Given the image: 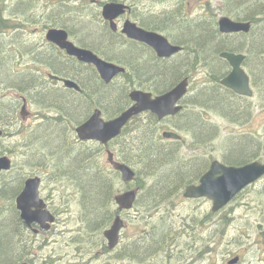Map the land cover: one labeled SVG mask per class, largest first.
<instances>
[{
	"label": "rangeland",
	"instance_id": "374dc122",
	"mask_svg": "<svg viewBox=\"0 0 264 264\" xmlns=\"http://www.w3.org/2000/svg\"><path fill=\"white\" fill-rule=\"evenodd\" d=\"M67 1L0 0V24L5 27V31L0 32V41L11 46L10 43L12 42L10 41L12 39H14L13 41L19 40L22 46V50L19 51L26 53L23 57L17 55L13 59L11 67L14 74L19 75L18 73L24 65L22 62L25 61L27 69L34 71V65L31 63L34 58L27 55L29 45L24 42L25 34L28 33L33 36L35 29L40 28V25L43 28L45 25L47 27L63 26L58 22V19L73 20V15L67 14L68 9L63 6ZM124 1L133 6L135 18L144 22V25L151 20V15L159 11L162 10L165 14L180 7L182 10L181 17H187L186 20L190 23H199L204 20L212 21L217 28V19L223 16L240 19L236 12H232L234 9L227 4L226 0H185L187 2L186 9L184 1L178 7V0L157 2L155 13L151 9L150 0ZM86 3L89 5L90 1L86 0ZM19 5H21L20 9L18 8ZM3 9L6 10L5 14ZM69 9L71 10V7ZM235 11L240 10L235 9ZM1 12L3 16H6L5 19H10L11 28L8 29L7 22L2 19ZM187 13L188 15H186ZM67 24L72 26L73 22ZM164 34L168 35L169 33L165 32ZM10 50L14 49L10 48ZM42 55L38 57V60L41 59ZM61 58L64 62L70 61L66 57ZM226 65L228 67V64L221 62L223 71L228 70ZM80 69L89 72L81 65ZM209 72V69L201 64L197 65L196 70L188 71L190 73L188 77L189 90L193 92L185 98L183 106L185 107V114L195 111L199 112L204 119H210V123L219 130V136L215 140L203 142L201 147H197L195 142H192L191 135L186 133L182 127V130L177 127L180 124L176 117H170L152 125L147 116L142 115L137 118L139 119L137 123L132 121L128 124L123 136L110 143L109 149L114 157L120 162L123 157L129 159L126 152L132 155L129 146L138 141L139 133L135 127L141 124L139 129L142 131L145 127L148 128V132H151L155 139L163 140L161 137L163 131L176 133L181 137L179 139L182 145L180 148L181 155L193 158L202 157L203 163L207 165L205 171L208 170L212 161L216 160L223 163V143L229 138L227 136H236L239 133H253L260 139L262 150L259 155L261 159L256 161L264 163V98L261 97L258 90L251 86L254 94L246 107L249 117L248 120L245 119L241 122L232 123L212 110L208 113L198 110L194 106L193 93L199 86L208 82ZM43 76L46 77L45 72H43ZM46 83L50 88H58L49 80ZM137 85L136 82L134 84H122L115 80L109 86L122 88L129 105L128 94ZM8 87V84L0 82V100L7 107L13 99L19 102L21 96L26 97L29 101L27 102L28 115L24 119L20 115L22 105L19 102L15 110V121L9 125H1L5 134L3 138H0V157H8L12 161V168L2 174L4 178L2 181L6 190L0 194V213L2 215L5 213V216L10 215V213L14 215L20 231V240L21 242L24 241L23 244L26 245L23 248V244L20 243L18 254L20 255L28 248L30 264L34 262L35 264H131V260L118 258V255H122L123 249L127 247H132L131 252L135 251L134 254L141 251L143 247L142 254L146 255L141 259L137 257L138 259L134 262H138V264H228L234 258H238V262L235 264H264V177L241 192L225 208L224 212L215 215L211 212L212 203L210 200L204 198L183 199L184 189L181 195H176L178 189L171 188L167 191L170 199L158 202L161 200L160 198L155 200L157 202L149 203L154 186L153 181L140 173L142 167L128 160L127 166L134 170L135 176L138 173V180L130 185H123L122 189L116 187L113 195L127 189H136L137 197L133 209L120 214L124 227L121 229L119 245L113 251H108L103 232L110 227L117 214L114 203L112 202L109 208L112 217L107 226L101 230L93 229L86 215L85 207H83L81 195L78 193V183L75 182L74 177L66 176L64 169L59 166L55 168L56 163L51 157L49 148L39 147L35 142L40 129L56 125L62 131L59 139L55 142V146H65L67 149H75L88 155L93 153L99 158L102 165L108 164L107 153L103 147L95 143H81L76 139L74 133V127L89 117L91 108L87 113H84L85 110L82 109L80 110L81 113L77 115H65L58 112L54 106H39L30 96L16 90L12 92L7 89ZM147 90L153 91V89ZM60 93L69 94L62 90ZM122 110H124V106L118 108L107 106L102 108V113L104 118L108 120L114 118ZM106 111H110V113L107 114ZM203 146L205 147L202 148ZM194 147L197 148L194 149ZM98 148H100L99 154L97 153ZM175 150L176 147H174ZM96 161L97 159L94 158L93 162L96 163ZM88 164L91 165L90 160ZM30 177L43 178L40 196L45 198L50 209L55 213L56 220L49 231H43L37 237L38 241H31L27 238L29 242H25L24 229L18 221L15 199L22 189L23 182ZM15 181L21 185V188L11 197H8L7 189ZM157 235H160L159 241L162 243L159 244L163 245L164 249L157 250L156 246L154 247L149 241L150 238ZM23 262L25 261L16 259L12 264Z\"/></svg>",
	"mask_w": 264,
	"mask_h": 264
},
{
	"label": "trees",
	"instance_id": "16d2710c",
	"mask_svg": "<svg viewBox=\"0 0 264 264\" xmlns=\"http://www.w3.org/2000/svg\"><path fill=\"white\" fill-rule=\"evenodd\" d=\"M226 1L234 9L232 12H236L240 18L237 20L251 22L252 26L249 33L224 35L218 31L212 21L204 20L199 23L182 22L175 11L158 16L157 19L151 17V20L146 25L149 27L155 26L159 30L169 33L173 40L184 46L185 53L170 62L169 66H163L147 59L144 63L138 65L143 71L132 74L129 77V81L140 83L147 79L150 80L151 77L158 79L160 87L156 86L155 91L163 93L169 90L181 76H183V79L184 77H189L190 73H182L190 64H201L206 66L210 72L208 74V82L199 86L193 93L195 108L207 113L212 110L232 123L248 120L249 116L247 115L246 107L249 99L238 96L219 84V81L229 71V65L228 67L226 65L228 70L223 71L221 62H226L219 58V54L227 51L246 55L243 67L250 78V84L264 98V0ZM20 7L21 5L18 6L19 9ZM235 9L240 11H235ZM239 13H242V15H239ZM66 22L76 23L72 20H66ZM81 23L83 25L89 24L86 21H81ZM4 30L5 27L0 24V32ZM13 40L10 41L12 43H10L9 49L12 48L14 50H10V52L6 50L9 46L8 43L0 41V82L8 84V90L12 92L16 90L30 96L39 106H54L58 112L65 115H77L81 113L80 110L82 109L85 110L84 113H87L91 104H98L102 108L124 106L125 109L128 106V101L122 88L99 83L94 74H83L77 71L72 62L60 65L62 61L58 62L59 58H52L50 53L42 55L40 59L42 64L52 70L62 71L63 73L61 74L65 76L72 75V77L78 78L80 75V81H78L82 87L81 94H62L57 88H50L45 82L43 75L42 82L36 79L34 72L31 70L18 73L19 75L14 74L11 64L18 53H22L19 51L22 50V46L19 40ZM75 72L77 73L74 74ZM162 85H167L169 89ZM192 92L189 90L188 95L192 94ZM18 105L19 102L13 99L7 107L0 100L1 125L4 124L8 117L10 124L15 121V110ZM184 110L185 107L183 106V110L175 116L180 124L177 127L180 130H182L181 127L187 130V133L192 135V142H195L197 147H201V143L211 142L219 136V130L210 123L209 118L204 119L199 112L195 111L185 114ZM106 113L109 114L110 111H106ZM146 116L152 125L157 124L158 121L153 115L146 114ZM137 118L132 121L137 123L139 120ZM141 126L140 124L135 127L139 133L138 141L129 146L132 155L126 152L130 160L123 157V163L129 164V162L133 161L139 167H142L140 173L153 181L152 184L154 186L149 203L157 202L155 200L160 198L161 200L158 202L170 199L167 191L171 188H177L178 192L176 195H181L186 185L196 183L199 180L207 165L203 163L202 157L193 158L181 155L180 148L182 145L180 141L155 139L151 132H148V128L145 127L141 131L139 129ZM126 128L121 136H123ZM61 131L62 129L56 127V125L46 126L40 129L35 142L39 147L49 148L51 157L56 163L55 168L59 166L64 169L66 176L74 177L75 182L78 183V193L81 195L83 207H85L91 227L101 230L111 220L112 214L109 208L113 202L112 197L115 188H123L120 184L119 175L107 164L102 165L99 162V158L93 153L88 155L75 149H67L65 146H55ZM227 137L229 138L223 143L224 154L222 160L224 164L241 166L261 159L259 152L262 150V145L255 134L239 133L236 136L230 135ZM174 147H176L175 151ZM197 147H194V149ZM99 151L100 148L97 149V153ZM94 158L97 159L96 163L93 162ZM89 160L91 165L88 164ZM2 180H4L3 175H0V194L6 190ZM137 180L138 173H136L135 177V181ZM18 185L19 183L15 181L11 187H8L6 193L8 197H11L13 193H16L21 188V185ZM23 233L25 242H29L25 230H23ZM159 239L160 235H157L149 240L154 247L156 246L157 250L164 249L163 245L159 244L162 243ZM20 243L23 244L24 241L21 242L20 240V231L16 225L14 215L10 213V215L5 216V213L4 215L0 213V264H12L16 259L30 262V255L27 252L28 248H26V251L21 252L20 255L18 254ZM25 246L23 244V248ZM131 250L132 247L124 248L122 258L130 261L134 258L138 259L137 257H140V259L144 258L146 255L142 254L143 247L136 254H134L135 251L131 252Z\"/></svg>",
	"mask_w": 264,
	"mask_h": 264
},
{
	"label": "water",
	"instance_id": "95a60500",
	"mask_svg": "<svg viewBox=\"0 0 264 264\" xmlns=\"http://www.w3.org/2000/svg\"><path fill=\"white\" fill-rule=\"evenodd\" d=\"M124 4H107L103 10V17L111 20L116 14L123 13ZM218 30L221 34L249 33L251 23L245 21H234L228 17H221L217 22ZM123 32L130 39H135L150 46L158 57H169L181 50L180 47L173 46L166 38L137 28L135 24L126 22ZM46 40L54 43L65 50L69 56L77 60L92 64L100 79L109 84L115 76L122 73L124 69L113 64L106 63L92 53L81 50L73 46L66 40V34L63 31L51 29L46 34ZM219 58L225 60L230 72L219 81V84L239 96L251 98L253 91L251 89L250 78L243 67L246 55L242 53L221 52ZM49 78H57L48 75ZM67 88L79 89L78 86L69 79L62 80ZM188 79L180 81L173 88L162 95L152 97L148 92L141 90H132L128 94L133 104L120 113L115 118L104 120L100 112L95 110L92 115L83 123L75 128V134L81 141H95L106 147L107 163L111 168L120 174L121 183L127 184L135 180V172L124 163L114 160L113 153L107 148L108 144L117 138L123 128L130 120L142 113H150L158 120L169 116H174L182 110L179 105L180 100L187 94ZM25 103L22 105L20 115L22 119L28 115ZM2 134L0 130V135ZM164 139L179 140L181 137L173 131H164L161 134ZM12 168V161L8 157H0V172H7ZM264 177V163L253 161L241 166H229L219 161H212L208 170L200 177L197 184H191L184 188V199H208L211 201V212L216 213L228 205L236 196L243 192L249 186L255 184ZM41 179L39 177H30L25 180L24 188L16 197V209L20 214V219L29 228L37 225L41 231L47 232L55 223V216L48 210L46 203L40 198L39 186ZM137 197V190L131 189L118 193L113 196L118 212L130 211ZM124 227L120 215H116L110 227L103 232L106 241V248L112 251L119 243L120 231ZM37 232V231H34ZM238 258H234L228 264H235ZM20 264H29L26 262Z\"/></svg>",
	"mask_w": 264,
	"mask_h": 264
},
{
	"label": "flooded vegetation",
	"instance_id": "af4514ba",
	"mask_svg": "<svg viewBox=\"0 0 264 264\" xmlns=\"http://www.w3.org/2000/svg\"><path fill=\"white\" fill-rule=\"evenodd\" d=\"M89 1H90L89 5L86 3V0H68L64 4V6L68 7L67 8L68 9L67 14L73 15L72 21H74V22L77 21L76 23L72 24V26L67 24L66 20L58 19V22L63 24V26H61V27H47V25H45L44 26L45 28H43V26L40 25V28L35 29V33L33 36L28 34V33L24 35V42L29 45V53L27 55L34 58L31 63H33V65H34V67H33L34 71L33 72H34V76L36 79H38L42 82L43 81L42 75H43V72H45V74H46L45 82L47 80H49L50 82L53 81L54 84L58 87L57 88L58 90L65 91L69 94L74 93L77 95L81 94V91H82L81 84L79 83V81H80L79 76L80 75L78 76V78L75 77V79H76L75 80L74 77H72V76H65L64 74H61V73H63L62 71L52 70L50 67L43 66L42 62L40 60H38V57L41 56L43 54V52H45V54L50 53L53 57L59 58L57 61L58 62L62 61V62H60V65H65V63H66V62H64V60L61 57H66V58L70 59V61H67V62L74 63L75 67L77 68V71L82 72L83 74H91V73L94 74L96 80L99 83H102L106 86L112 84L115 80L122 83V84H134V82L129 81V77L136 72L143 71V69L140 68L138 65L141 63H144L147 59H150L151 62H156V63L161 64L163 66H169L170 62L176 60L177 58H179V56H182L185 53L184 46L180 45V43L173 40L171 38V36H169V34L165 35L164 33L166 31L159 30L155 27H149V26L147 27L146 25H142V22H139V19L135 18L136 16L134 13L133 6L129 5L124 0H89ZM150 1H151V9L155 13L156 12V6H157L156 3L157 2L163 3V2H166L168 0H150ZM182 1L185 2L184 5H185V9H186L187 8V2L185 0H178L177 6L181 5ZM107 4H116V5L117 4H124L127 6V8L124 10L123 13L116 14L111 20H107L103 17V10ZM70 7H71V10L69 9ZM3 10H4V14H5L6 10L5 9H3ZM90 11H91V13H90ZM175 12L178 14V16L180 17V20L182 22L187 21L186 20L187 17H185V18L181 17V12H182L181 9H179V10L177 9V10H175ZM189 12H191V11H189ZM188 13L186 15H188ZM162 15H163V11L161 10V11L157 12L156 14L151 15L150 19H151V17H155V19H157L158 16H162ZM2 16H3V13H2ZM5 17L6 16H3L2 19L5 22H7V26L9 29L10 28V25H9L10 19H5ZM82 18H84V19H82ZM218 20L219 19H217V22H218ZM232 20L239 21L237 19H232ZM80 21H86L89 24L83 25ZM241 21H243V20H241ZM126 22H130L132 24H135V26L137 28H140L144 31L153 32L155 34H158V35L166 38L168 43H170L173 46L180 47L181 50L178 51L177 53L169 56V57H162V58L158 57L157 54L155 53V51L150 46H148L146 43L135 40V39H130L127 36V34H125L123 32V29H124L123 26ZM217 28H218V26H217ZM51 29L63 31L66 34V40L68 42H70L73 46H75L76 48L88 51V52L92 53L94 56H96L98 59H100L106 63L113 64L115 66H118V67L124 69V71L122 72L123 75L119 73L117 76H115V78L109 84L104 83L100 79V77L98 76V72L92 64L83 63V62L77 60V58L69 56L65 50L61 49L56 44L48 42L46 40V34ZM224 35H228V34H224ZM9 47H10V45L8 46V48ZM6 50L8 52H10V49H6ZM180 52H182V53H180ZM18 55L20 57H23L24 55H26V53L22 52V53H18ZM25 62H22V64H24V65H23V68L21 69V71H19L20 73H22L26 70H29V69H27V67H26L27 64ZM80 65L85 70H87L89 72H84L83 70H81ZM192 69L196 70L197 65H191L190 64L189 67L187 69H185L183 72H187V71L191 72ZM33 72H31V73H33ZM229 72H230V69H229L228 73ZM48 74H51L52 76H55L57 78H53L54 80L49 79ZM64 79H69V80L73 81L78 86L79 89L65 87L63 82H62V80H64ZM184 79H188V78L184 77ZM184 79L183 78L177 79L175 81V84L171 88H173L175 85H177L180 81H182ZM188 82H189V79H188ZM165 83L167 84V82H165ZM61 86L63 89L61 88ZM145 86H146V88H145ZM156 86L160 87L159 80L151 77L150 80L147 79V80H144V81L138 83V85L136 87H134V89L141 90L144 92H148L152 95V97H156L157 95H162L163 93L166 92V91L163 93L153 92L155 90L154 88H156ZM162 86H164L166 88L168 87L167 85H162ZM65 89H67V90H65ZM147 89H153V91H150ZM167 89H169V88H167ZM186 96L187 95H185L179 102L180 103L179 105H181L182 107H183V101H184L183 99ZM128 98H129V96H128ZM28 101L29 100L24 96H21V100L19 99V102L21 103V105H23L25 103L26 107H27ZM132 104H133V102H131L129 99V105L127 108H129ZM90 108L92 111L90 112L89 117L92 115V113L95 110H98L100 112V116L103 119H105L104 115L102 113L103 112L102 108L100 105H92V107H90ZM26 110H27V108H26ZM142 115H145V113L139 115V117ZM89 117H87L85 120H87ZM167 118L162 119V120H157L158 121L157 123L162 122V121L166 120ZM85 120L81 121L79 124H81ZM9 124L10 123H9V117H8V118H6V121L4 122L3 125H9ZM0 130L3 134V135L2 134L0 135V138H3L5 133L3 132L2 128H1V124H0ZM74 130H75V128H74ZM74 133H75V131H74ZM75 136H76V134H75ZM76 139L81 143H92V144L95 143V144L100 145L99 143H97L95 141H81L77 138V136H76ZM100 146L103 147L102 145H100ZM103 148H104V150H106V147H103ZM114 158L116 159V157H114ZM3 173H5V172L0 173V175H2ZM40 179H41V184L39 186V193H40V187L42 185L43 178H40ZM24 182L22 184V189L24 188ZM123 185H130V183H127V184L122 183L121 186H123ZM22 189H21V191H22ZM128 190H130V189H127L125 191H128ZM20 192H19V194H20ZM40 198H41V196H40ZM41 199H43V201L46 203L48 210L50 212H52L53 215L56 217L55 213L50 209L49 205L47 204V201L45 200V198L42 197ZM225 208H223V209H221L218 212L213 213V214L216 215V214H219L221 212H224ZM16 212H17V216L19 218V221H20L22 228L27 233V238L31 241H38L37 237L40 234H42L43 231H41V229L37 225H32L30 228L28 226H26V224L20 219L19 212L17 210H16ZM124 213H126V212H124ZM34 231H37V232H34ZM121 231H120V236H121ZM121 257H122L121 254L118 255L119 259H121ZM135 260H136L135 258L133 260H131V264H138L137 262H134ZM30 263H31V261H30ZM34 264H35V262H34Z\"/></svg>",
	"mask_w": 264,
	"mask_h": 264
},
{
	"label": "bare ground",
	"instance_id": "6f19581e",
	"mask_svg": "<svg viewBox=\"0 0 264 264\" xmlns=\"http://www.w3.org/2000/svg\"><path fill=\"white\" fill-rule=\"evenodd\" d=\"M64 4H65V3H64ZM62 5H63V4H62ZM63 6H64V5H63ZM177 7H178V6H177ZM67 8H68V7H67ZM173 8H174V7H173ZM180 8H181V7H180ZM180 8H179V9H180ZM226 8L228 9V7H226ZM125 9H126V8H125ZM179 9H178V10H179ZM195 9H196V8H195ZM88 11H89V10H88ZM88 11H87V12H88ZM90 13H91V11H90ZM90 13H89V14H90ZM142 13H143V12H142ZM193 13H194V11H193ZM138 14H139V13H138ZM138 14H137V15H138ZM149 14H150V12H149ZM215 14H216V12H215ZM135 15H136V14H135ZM139 16H140V15H139ZM140 17H141V16H140ZM140 17H139V18H140ZM144 17H145V16H144ZM144 17H143V18H144ZM148 17H149V16H148ZM199 17H200V16H199ZM145 18H146V17H145ZM109 22H110V21H109ZM139 22H140V21H139ZM142 23H143L142 25L145 24L144 22H142ZM146 26H147V25H146ZM112 27H113V26H112ZM123 27H124V26H123ZM147 27H148V26H147ZM153 27H155V26H153ZM155 28H156V27H155ZM147 29H148V28H147ZM157 29H158V28H157ZM145 30H146V29H145ZM148 30H149V29H148ZM122 43H123V42H122ZM54 48H55V47H54ZM56 49H57V48H56ZM149 51H150V50H149ZM180 53H182V52H180ZM68 57H69V56H68ZM75 61H76V60H75ZM4 62H5V61H4ZM32 64H33V63H32ZM43 66H46V65L43 64ZM47 67H48V66H47ZM187 72H188V71H187ZM187 72H183L182 74H186ZM96 73H97V72H96ZM120 74H122V73H120ZM122 75H123V74H122ZM98 76H99V75H98ZM182 77H183V76H181V77L178 78V79H181ZM49 79H51V78H49ZM53 80H54V79H53ZM52 82H53V81H52ZM53 83H54V82H53ZM65 90H67V89H65ZM92 105H93V104H91L90 107H92ZM9 109H10V108H9ZM74 128H75V127H74ZM183 130H185V129H183ZM185 131H186V133L188 132L187 130H185ZM188 134H190V133H188ZM2 135H3V134H2ZM190 135H191V134H190ZM191 136H192V135H191ZM146 162H147V161H146ZM61 177H62V176H61ZM22 225H23V224H22ZM22 236H23V235H22ZM137 263H138V262H137Z\"/></svg>",
	"mask_w": 264,
	"mask_h": 264
}]
</instances>
